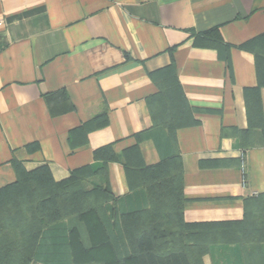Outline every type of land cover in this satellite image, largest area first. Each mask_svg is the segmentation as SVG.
Returning <instances> with one entry per match:
<instances>
[{
	"label": "crops",
	"instance_id": "1",
	"mask_svg": "<svg viewBox=\"0 0 264 264\" xmlns=\"http://www.w3.org/2000/svg\"><path fill=\"white\" fill-rule=\"evenodd\" d=\"M263 32L264 0H0V188L16 180L13 162L60 181L106 159L117 210L145 209L124 161L138 162L134 149L144 166L159 163L172 149L155 120H181L183 219L241 220L264 192V131L249 129L244 90L259 88L264 125V83L240 45ZM214 34L230 46L231 72ZM212 248L200 264H218Z\"/></svg>",
	"mask_w": 264,
	"mask_h": 264
},
{
	"label": "trees",
	"instance_id": "2",
	"mask_svg": "<svg viewBox=\"0 0 264 264\" xmlns=\"http://www.w3.org/2000/svg\"><path fill=\"white\" fill-rule=\"evenodd\" d=\"M209 45L217 49L231 72L230 46L215 34ZM240 47L253 53L258 82L264 83V32ZM166 70L173 74L174 65ZM244 91L249 129L256 124L264 131L259 88ZM184 113L186 121L192 122L186 103ZM180 124L181 120H155V125L167 130L172 149L156 165L144 166L134 149L130 152L138 162L124 161L129 187L137 185L146 192L149 207L141 210H117L107 180L106 159L97 172L80 168L60 181L53 179L46 166L26 171L13 162L16 180L0 188V264H51L48 253L54 247L60 255L66 254L69 262H75L77 252L82 251L90 261L97 260L96 264H200L201 255L211 245L234 244L241 248L264 242V220L258 223L259 216L264 218V192L245 201L239 221L190 223L183 219L182 166L175 138V128ZM96 173L103 176V185L87 183ZM79 194L84 195L86 205L73 200ZM72 202L75 211L69 213ZM116 230L128 243L129 252L123 256L114 240ZM106 245H112V257L99 258L96 252Z\"/></svg>",
	"mask_w": 264,
	"mask_h": 264
},
{
	"label": "rangeland",
	"instance_id": "3",
	"mask_svg": "<svg viewBox=\"0 0 264 264\" xmlns=\"http://www.w3.org/2000/svg\"><path fill=\"white\" fill-rule=\"evenodd\" d=\"M71 198H68V200H70ZM77 203L81 204L80 206L86 205L84 203V195H77L74 197V199ZM72 208L70 209L69 213L71 211H75L73 210L75 208V206L73 205L72 202ZM69 210V208H67ZM261 220H264V218L262 219L261 216H259L258 218V223H260ZM58 232V230L53 231ZM116 234V238L114 240H117V244L116 246H118L120 248V252H122V256L125 254H128L129 252V247H128V243L126 241V237H124L122 234H120V232H118V230L115 231ZM110 241H112L110 239ZM112 245H106L103 246L102 248H99V252L97 251L96 254L99 256V258L105 257V258H111L113 253L111 251V247ZM212 246V245H211ZM214 248H212L214 255H215V259L217 261L218 264H225L227 263H233V264H238L239 260L242 262L240 264H264V242H259V243H252V244H246L244 245V247H238V245H236L234 247V249L232 250H225L224 248L220 247V245L217 244V246L213 245ZM237 248V249H236ZM49 249V248H48ZM52 251L48 253V256L52 258L51 264H96L97 260H92L90 261V258L87 259V255L84 254L82 251L77 252V256H76V261L74 262H69V259L67 258L66 254L60 255L58 253V248L54 247L53 249H50ZM56 250V251H53ZM119 251V250H118ZM53 253H55V255H53ZM102 256V257H101ZM97 259V258H96ZM109 263V262H108ZM110 264V263H109ZM130 264V263H128Z\"/></svg>",
	"mask_w": 264,
	"mask_h": 264
},
{
	"label": "built area",
	"instance_id": "4",
	"mask_svg": "<svg viewBox=\"0 0 264 264\" xmlns=\"http://www.w3.org/2000/svg\"><path fill=\"white\" fill-rule=\"evenodd\" d=\"M242 168H244V157L242 158ZM245 179H244V176H243V183H244Z\"/></svg>",
	"mask_w": 264,
	"mask_h": 264
}]
</instances>
